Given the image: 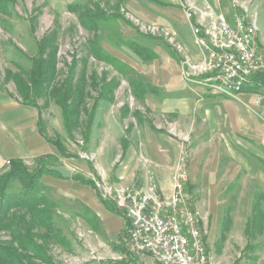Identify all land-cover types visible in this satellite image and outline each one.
I'll return each mask as SVG.
<instances>
[{
    "label": "rangeland",
    "instance_id": "1",
    "mask_svg": "<svg viewBox=\"0 0 264 264\" xmlns=\"http://www.w3.org/2000/svg\"><path fill=\"white\" fill-rule=\"evenodd\" d=\"M259 1L158 0L160 5L148 0L101 2V7L109 14H116L121 18L118 24H114L109 30L117 32L124 39H134L152 47L161 57L160 60L143 63L128 48L117 50L103 42L106 51L131 67V73L122 76L111 66L89 58L88 42L93 39V33L83 29L79 24L78 15L68 11L69 4L86 1L17 0L13 16L7 19L12 25L11 29L7 30L0 23V93L10 98H19L13 81H5L6 72L13 71L18 74L21 69L29 70L31 58L37 51V43L50 33L58 22L61 80L67 76L74 61L78 62L79 72L83 61L89 58L88 74L96 71L100 76L106 75L109 80L116 79L120 82L112 103L99 99L94 91L91 93L89 110L92 111L96 106L90 129L92 140L99 135L98 123L101 124V116L113 106L117 105L116 108L120 107L122 110L127 106L131 112H141L145 120L151 119L157 128L178 142L180 153L172 179L176 172L184 170L185 201L199 215L213 261L216 264H264V230L262 233L254 230L252 236L247 233L248 222L254 215V206L260 196L264 214V158H261V155L264 156V146H258L255 142L241 137L233 140L227 135L224 138L201 140L195 137L190 118L189 128L180 129L179 116L170 117L161 111H149L146 103L136 100L131 92L132 81H141L146 86H192L194 83L199 85L201 76L195 77V82H188L186 79L187 73L192 72L191 66L201 62L199 48L185 17L189 6L195 5L205 9L209 5L232 24L234 14L240 15L248 9L249 15L256 18L258 29L262 31L264 6H259ZM35 16H38V25L32 34L28 18ZM260 98L263 103L264 96ZM44 104V100L39 101L43 116L42 127L44 131H49L50 139L55 141L60 138L71 152L85 149L89 142H85L84 136L88 125L83 124L82 130L71 139L64 127L61 108L54 102H50L48 107ZM259 118L264 123V111L259 113ZM83 121H87L86 115L83 116ZM127 126L126 122L125 130ZM183 158L184 163H181ZM49 162L55 165V162ZM24 163L33 168L31 172L34 171L33 161ZM10 167L11 162H8L5 167L0 168V173ZM150 177V181L154 182L152 175ZM54 220L57 231L71 244L70 249L51 245L50 255L54 264H153V261L148 259L149 256L138 257L139 260L134 261L136 258L128 254L126 244L131 231L130 225L125 242L123 237L117 245L103 248L100 247L98 238L87 231L84 222L67 210L58 208ZM9 239L7 234H0V242Z\"/></svg>",
    "mask_w": 264,
    "mask_h": 264
},
{
    "label": "crops",
    "instance_id": "2",
    "mask_svg": "<svg viewBox=\"0 0 264 264\" xmlns=\"http://www.w3.org/2000/svg\"><path fill=\"white\" fill-rule=\"evenodd\" d=\"M259 6H264V0L259 1ZM258 41L264 49V30H259ZM145 87L154 91L139 97L132 93L136 100L144 101L149 111L179 116L180 129H187L190 118L195 137L201 140L227 135L233 140L241 137L264 146V123L259 118L264 111L260 98L264 88L260 94L244 92L230 99L196 83ZM116 107L102 114L99 135L94 140L90 136L85 149L71 152L66 147L67 154L63 155L50 139L49 131L41 130L37 109L24 106L17 97L0 93V168L14 160L29 163L45 158L55 162L54 166L70 170L69 179L47 175L41 185L62 209L84 222L103 248L117 245L123 237L125 242L129 223L111 203L101 199L94 182L105 180L117 187L130 185L145 190L152 175V183L160 194L170 198L174 194L172 173L180 153L178 142L151 119L145 120L141 112H131L127 106L125 110ZM148 259L154 264L151 257Z\"/></svg>",
    "mask_w": 264,
    "mask_h": 264
},
{
    "label": "trees",
    "instance_id": "3",
    "mask_svg": "<svg viewBox=\"0 0 264 264\" xmlns=\"http://www.w3.org/2000/svg\"><path fill=\"white\" fill-rule=\"evenodd\" d=\"M17 0H0V23L7 30L11 29L7 19L14 13ZM25 1V0H21ZM81 1V0H80ZM85 3H71L68 11L78 15L80 26L93 33V39L88 42L89 58L111 66L122 76L131 73V67L105 50V42L114 49L128 48L143 63H149L160 58L152 47L145 46L134 39H124L109 30L121 19L116 14H109L101 7V2L110 0H83ZM126 0H120L125 3ZM159 4L158 0H148ZM30 32L35 33L38 16L29 17ZM59 31L58 22L55 28L37 43L35 56L31 58L29 70L21 69L20 73L7 71L5 81H13L19 100L24 106L39 111V124L43 129V116L39 101L44 100L45 107L54 102L62 110L64 127L71 139L82 130L83 124L88 125L85 142L89 141L90 129L94 121V109L89 110V100L92 92H96L99 99L114 102L115 91L120 87L116 79L109 80L106 75L100 76L96 71L88 74L89 58L83 61L78 72V62L74 61L67 76L61 80L59 71ZM152 39V38H151ZM264 74L254 78V86L244 89V92L260 94L264 85ZM1 86V85H0ZM141 81H132L133 95L143 96L152 88H146ZM0 90L2 88L0 87ZM243 92V93H244ZM126 107V106H125ZM87 121H83V116ZM53 144L66 155V146L60 138ZM35 168H29L24 161L14 160L11 167L0 173V234H7L10 239L0 242V264H54L50 255L53 244L70 249V241L64 238L56 229V210L60 204L45 193L41 180L47 175L61 176L49 170L54 166L48 159L41 158L34 161ZM260 198L254 206V215L247 226L249 236L254 232L264 230V214L261 210ZM255 230V231H254ZM254 231V232H253ZM87 264H102L90 262Z\"/></svg>",
    "mask_w": 264,
    "mask_h": 264
},
{
    "label": "built area",
    "instance_id": "4",
    "mask_svg": "<svg viewBox=\"0 0 264 264\" xmlns=\"http://www.w3.org/2000/svg\"><path fill=\"white\" fill-rule=\"evenodd\" d=\"M185 17L201 57L200 63L191 66L187 81L201 76L199 84L230 99L254 86V78L264 74V49L259 45L256 18L248 9L234 14V24L209 5L205 9L189 6ZM173 180L171 198L162 196L152 182L145 190L117 187L105 180H96L94 187L128 221L126 248L131 257L149 256L154 264H216L199 215L186 204L184 170L176 172Z\"/></svg>",
    "mask_w": 264,
    "mask_h": 264
},
{
    "label": "water",
    "instance_id": "5",
    "mask_svg": "<svg viewBox=\"0 0 264 264\" xmlns=\"http://www.w3.org/2000/svg\"><path fill=\"white\" fill-rule=\"evenodd\" d=\"M49 170L57 172L58 174H60L64 179H69L71 177V171L63 168V167H59V166H52L49 167Z\"/></svg>",
    "mask_w": 264,
    "mask_h": 264
}]
</instances>
